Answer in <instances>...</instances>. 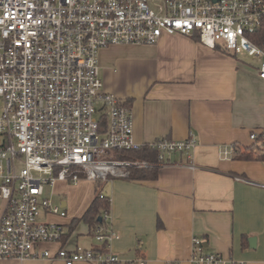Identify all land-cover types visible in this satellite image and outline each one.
Returning <instances> with one entry per match:
<instances>
[{
	"label": "built area",
	"instance_id": "2783aa9c",
	"mask_svg": "<svg viewBox=\"0 0 264 264\" xmlns=\"http://www.w3.org/2000/svg\"><path fill=\"white\" fill-rule=\"evenodd\" d=\"M263 21L264 0H0V259L147 264L114 254L116 235L103 227L95 232L103 250L38 249L63 239L60 225L41 219L66 216L44 197L47 185L129 178L132 169L159 167L168 154L191 159L197 145L192 138L137 143L132 108L105 91L99 54L198 35L212 48L260 58L264 80V48L250 38ZM250 138L264 147V129ZM146 146L158 152L156 163L107 159ZM104 219L111 224L110 211ZM189 262L245 264L206 254L199 239Z\"/></svg>",
	"mask_w": 264,
	"mask_h": 264
},
{
	"label": "crops",
	"instance_id": "0c3cea01",
	"mask_svg": "<svg viewBox=\"0 0 264 264\" xmlns=\"http://www.w3.org/2000/svg\"><path fill=\"white\" fill-rule=\"evenodd\" d=\"M99 66L105 91L132 108L137 143L192 138L197 145L191 159L166 155L156 178L47 185L44 197L50 189L55 200L49 201L66 216L43 213L41 219L60 225L63 239L38 249H103L82 221L100 192L110 199L111 251L124 261L190 264L199 239L206 254L264 264V161L235 158L237 150L264 154L262 143L250 138L264 129L260 65L221 45L207 46L198 35H174L155 45L103 49ZM0 264L65 263L38 258Z\"/></svg>",
	"mask_w": 264,
	"mask_h": 264
},
{
	"label": "trees",
	"instance_id": "16d2710c",
	"mask_svg": "<svg viewBox=\"0 0 264 264\" xmlns=\"http://www.w3.org/2000/svg\"><path fill=\"white\" fill-rule=\"evenodd\" d=\"M251 40L264 48V21L261 28L252 35ZM264 144V140H263ZM113 156L118 160L126 161H148L156 163L158 161V152L150 147L146 146L137 151H117L113 153ZM235 158L239 160H259L264 161V154L254 155L253 151H236ZM157 177V167L145 168V169H132L130 179L135 180H147ZM100 183V182H97ZM110 211V199L100 192L97 193L95 200L85 213L82 221L85 222L91 231V234L95 237V232L98 227H103L105 232L109 229L110 224L104 219V212ZM104 247V246H103ZM104 249V248H103ZM99 249V250H103Z\"/></svg>",
	"mask_w": 264,
	"mask_h": 264
},
{
	"label": "rangeland",
	"instance_id": "374dc122",
	"mask_svg": "<svg viewBox=\"0 0 264 264\" xmlns=\"http://www.w3.org/2000/svg\"><path fill=\"white\" fill-rule=\"evenodd\" d=\"M242 59L249 64H257L258 66L260 65V63L262 62V60L258 57H249L247 54L243 53L241 55ZM101 105H98V107ZM99 117V115H97V118ZM108 160H114L117 159L116 157L113 156V154L107 158ZM51 190L46 188V196L49 198L50 201L55 200L54 196L52 197L51 195Z\"/></svg>",
	"mask_w": 264,
	"mask_h": 264
},
{
	"label": "water",
	"instance_id": "95a60500",
	"mask_svg": "<svg viewBox=\"0 0 264 264\" xmlns=\"http://www.w3.org/2000/svg\"><path fill=\"white\" fill-rule=\"evenodd\" d=\"M250 243H251V246H253L255 248L256 239L255 238L250 239Z\"/></svg>",
	"mask_w": 264,
	"mask_h": 264
}]
</instances>
